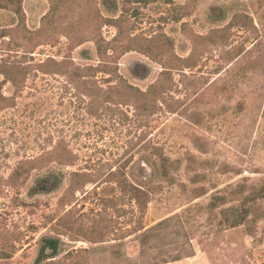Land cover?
<instances>
[{
    "label": "rangeland",
    "instance_id": "obj_1",
    "mask_svg": "<svg viewBox=\"0 0 264 264\" xmlns=\"http://www.w3.org/2000/svg\"><path fill=\"white\" fill-rule=\"evenodd\" d=\"M0 2V264H264V0Z\"/></svg>",
    "mask_w": 264,
    "mask_h": 264
},
{
    "label": "trees",
    "instance_id": "obj_2",
    "mask_svg": "<svg viewBox=\"0 0 264 264\" xmlns=\"http://www.w3.org/2000/svg\"><path fill=\"white\" fill-rule=\"evenodd\" d=\"M1 1V0H0ZM14 1H22V0H14ZM169 1V0H168ZM0 8H4L0 2ZM100 51V50H99ZM80 69V68H78ZM97 68H92V67H88V68H84L83 70H81V72L84 71H96ZM80 72L78 71V77L80 76L79 74ZM164 79L163 81H167L169 79V72H163L162 73ZM159 82L158 84H154L152 85L148 91L143 92L141 90H139L138 88L129 85L128 89L131 91V96L135 99V110H157V109H162L161 106H159V103L161 102L162 105H167V100H169L167 98V95L169 93V91H167L168 89L166 88V86L164 85V83ZM161 95V98H160ZM94 94H90L89 95V104L88 106V110H91V108H93V106L95 105V98H94ZM170 99H172L170 97ZM147 100H152L151 103H147ZM167 168V164L164 163L163 164V172H162V176L163 177H168L169 173L166 170ZM157 171V169L155 170V172ZM154 172V174H155ZM157 174V173H156ZM140 193H142L140 191ZM244 218L241 219V221H243ZM241 222H237L235 226L232 227H236L239 226ZM147 239V238H145ZM58 249H59V240L57 239H52V238H47L44 240V244L40 249L38 258L35 261V264H42L45 261H47L48 259L53 258L57 253H58ZM166 262H164L165 264ZM158 264V263H157Z\"/></svg>",
    "mask_w": 264,
    "mask_h": 264
}]
</instances>
